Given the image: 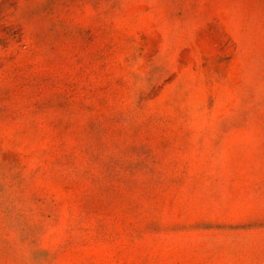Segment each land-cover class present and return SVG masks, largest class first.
<instances>
[{
	"label": "rangeland",
	"instance_id": "rangeland-1",
	"mask_svg": "<svg viewBox=\"0 0 264 264\" xmlns=\"http://www.w3.org/2000/svg\"><path fill=\"white\" fill-rule=\"evenodd\" d=\"M0 264H264V0H0Z\"/></svg>",
	"mask_w": 264,
	"mask_h": 264
}]
</instances>
